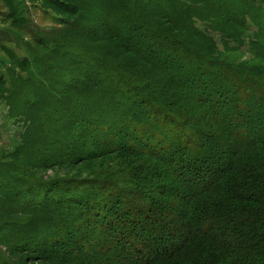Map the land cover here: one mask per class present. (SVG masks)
<instances>
[{"label": "trees", "instance_id": "16d2710c", "mask_svg": "<svg viewBox=\"0 0 264 264\" xmlns=\"http://www.w3.org/2000/svg\"><path fill=\"white\" fill-rule=\"evenodd\" d=\"M54 6L10 86L0 264H264V0ZM197 22L225 47L256 26L254 58Z\"/></svg>", "mask_w": 264, "mask_h": 264}, {"label": "rangeland", "instance_id": "374dc122", "mask_svg": "<svg viewBox=\"0 0 264 264\" xmlns=\"http://www.w3.org/2000/svg\"><path fill=\"white\" fill-rule=\"evenodd\" d=\"M69 0H0V160L11 161L14 155H24L28 148L24 147L23 140L30 125L26 113L21 111L14 94L10 95V86L18 79L19 82H32V60L27 50L29 45L36 46L40 32L60 26L59 21L65 19L54 5L66 3ZM197 26L212 36L222 50L229 56L247 61L253 57L251 43L256 40L257 27L254 31L244 35V44L228 40L229 47H225L224 34L213 31L208 24L197 22ZM37 45L35 48H38ZM235 49V50H234ZM26 62L28 64H22ZM18 156L16 159L21 158ZM68 170L67 166L64 168ZM61 169V172L65 171ZM135 171L126 170V178L135 183ZM53 171L48 169L45 176L49 177Z\"/></svg>", "mask_w": 264, "mask_h": 264}]
</instances>
